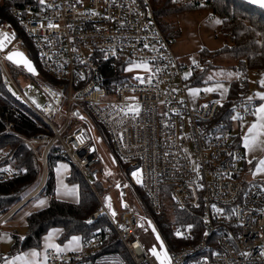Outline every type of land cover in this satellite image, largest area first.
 <instances>
[{"label":"built area","instance_id":"2783aa9c","mask_svg":"<svg viewBox=\"0 0 264 264\" xmlns=\"http://www.w3.org/2000/svg\"><path fill=\"white\" fill-rule=\"evenodd\" d=\"M11 13L19 18V29L9 21L0 24V40L5 41L0 75L6 89L26 103L6 59L8 51L23 47L18 30L31 40L44 71L55 80L41 84L47 97L43 108L26 103L47 130L20 136L23 143L45 164L50 147L60 143L58 153L96 192L94 182L103 161L96 123H101L128 167L129 182L142 187L152 210L161 212V188L168 186L171 200L193 219L191 224L172 226L176 239L189 242L170 251L150 217L132 207L119 212L99 197L100 207L90 218L108 216L133 262L119 251L101 252L103 236L93 232L78 251L56 255L49 249L50 264H160L150 251L153 247L158 252L166 249L172 264H264V183L252 178L255 165L237 144L230 123L233 116H252L256 98L243 96L227 104L201 90L192 99L189 90L196 86L191 75L201 63L180 60L174 39L162 30L150 0H33L12 7ZM141 62L152 71H128ZM185 73L191 75L185 79ZM112 74L117 80L107 82ZM137 76L152 82L140 83ZM131 104H139V115L121 111ZM9 110L19 114L15 105ZM12 126L8 121L2 132L11 134ZM39 146H44L42 154ZM3 151L7 154L8 147ZM3 166L2 182L14 173L1 170ZM178 231L183 235L177 236ZM149 233L155 242L147 245L142 236Z\"/></svg>","mask_w":264,"mask_h":264},{"label":"trees","instance_id":"16d2710c","mask_svg":"<svg viewBox=\"0 0 264 264\" xmlns=\"http://www.w3.org/2000/svg\"><path fill=\"white\" fill-rule=\"evenodd\" d=\"M33 0H3L0 4V24L3 21L11 22L19 29V18L11 13L14 6L22 7ZM155 12L156 19L165 32L169 19L184 12H194L210 9L221 17V32L229 38L230 43L210 50L204 48L199 52L202 60L201 66L191 75V83L194 86H203L209 83V73L218 65L212 59L220 55H229L236 59L234 67L241 74L240 79L230 82L227 96V104H231L239 97L249 95L248 73L250 70L264 71V10L250 4L245 0H150ZM23 38V48L27 56L34 62L39 71V76L52 84L55 80L43 69L36 48L31 40L18 30ZM165 34L172 38V34ZM171 34V35H170ZM8 66L14 72V64L8 61ZM121 68H123L121 66ZM113 75L107 82L117 80ZM254 98V97H252ZM258 103L259 100L257 99ZM15 105L19 111L16 116L9 107ZM237 119L230 120L233 123ZM13 122L11 134H4L3 128L7 122ZM102 141L109 147L115 164L128 176V167L122 163L115 153L107 129L101 123H96ZM47 125L26 104L15 100L2 82L0 75V166L10 164L13 175L6 181H0V214H6L18 205L28 194H30L40 183L43 176V166L36 152L28 144L23 143L20 136L29 137L38 132L46 131ZM72 131V128H71ZM3 133V134H2ZM70 133V128L66 135ZM236 133V132H235ZM237 144L240 138L236 133ZM5 147H9L7 154H2ZM60 143H55L48 154L49 178L42 188L41 196L49 197V205L43 209L32 211L27 216V231L21 236L13 233V243L6 256L0 254V262L11 256L19 255L30 249H40L43 237L53 228H62L59 243L67 242L74 235H80L83 240L87 239L93 232L102 234L103 241L100 251H119L126 260L133 262L123 243L117 238L108 216L104 213L98 219L92 220L91 215L100 207L99 197L104 192L103 184L98 179L94 182L96 192L82 176L78 168L70 164V173L66 180L76 183L79 187V201L69 202L56 197L55 167L68 159L59 154ZM103 169L101 170L102 173ZM100 173V174H101ZM99 178V177H98ZM256 182L264 183L260 180ZM169 187L161 188L162 209L156 214L150 207L149 198L140 186L131 183L125 188L130 199L128 204L143 215L150 217L170 251L177 250L182 244L189 242L186 238L176 239L172 235V226L175 223H193V219L174 203L169 194ZM121 209H123L121 207ZM91 221V222H89ZM198 234L200 232L198 231Z\"/></svg>","mask_w":264,"mask_h":264},{"label":"rangeland","instance_id":"374dc122","mask_svg":"<svg viewBox=\"0 0 264 264\" xmlns=\"http://www.w3.org/2000/svg\"><path fill=\"white\" fill-rule=\"evenodd\" d=\"M217 20L221 21V17L213 13L212 10L210 9H203L194 12H184L177 14L169 19V21L166 24L165 32L167 34L169 33L172 34V38L174 39L173 48L181 61H188L192 63L194 58L195 60L196 59L199 60L200 63L202 64V60L198 57L199 52H201L202 49L208 48L210 50H215L230 43L229 38H227L221 32L222 21L221 23H216ZM22 50L25 51L24 48H22ZM212 61L214 64L218 65V67L213 68L210 71L208 78H211V75H213L214 79L217 80L219 79L221 80L225 78L232 79L230 78L231 77L229 75L230 73L232 75L236 74L238 79L241 78V74L238 72V70L234 71V68L233 67L231 68L233 63L237 62L236 59H234L233 57L229 55H220L218 57L213 58ZM130 67H132V65ZM13 70L17 74L16 80L19 89L22 95L25 97V99L29 103H31L34 107L40 109L43 108L47 102V97L44 93V90L41 87V84L45 80L42 79L39 75H34L29 73L23 66L20 65L14 64ZM141 70H143V68H133V70L129 72H136ZM262 80H264V71H258V70L249 71L248 73L249 95L258 99L259 101H262L259 104L264 103V99H261V94L264 93V84L260 83V81ZM27 101L25 102L27 103ZM245 119L254 120L253 116L245 117ZM56 126L59 127L61 126V124H56ZM246 131L248 132L247 128ZM70 132H71V128H70ZM261 139L264 140V137H261ZM98 149L101 155L103 156V161H102L103 171L98 178V180L102 182L103 188L105 189L104 190L105 193L103 194L102 199L107 203L110 202L113 208L120 212L122 210L121 209L122 203H124L125 201L127 202L130 199L127 193H123L128 183H130L128 176L124 175V171L120 169L117 165H115L112 154L109 151V147L104 142L98 143ZM49 150L47 153L46 164L39 159L43 166V176L41 178L39 185L31 192L33 193L36 190H38L35 192L36 196L32 198L24 206L32 202L37 196L39 197L41 196L40 193L42 191V188L49 178L48 175ZM249 151L256 152V158L258 161L264 160V147L260 145H255ZM38 152L42 154L44 152V146H39ZM43 157L44 155L42 156V158ZM64 164L59 165V167L61 168L59 169V171L61 172L60 178L62 181L60 182V184H57L56 181V187H58L61 191H65V192L67 190H71L75 188L76 190L75 193H77L78 191L76 186L77 184L69 183L65 178L69 171V167H68L69 163L67 161H64ZM11 167L12 166L8 164L7 166H3L1 170L5 168L10 173H12ZM109 173H111V175H109ZM118 184L119 187H117ZM28 195L24 199H26ZM108 198H111L110 201L108 200ZM131 201L132 200L130 199V202ZM128 207H132V206L129 205ZM16 229L17 231H14L12 233H17L21 236L25 234L26 227H22V228L18 227ZM142 240L144 242L146 241L147 245L155 242L152 233L143 235ZM1 246L3 247L4 250H7L9 248V241L3 239ZM31 252L25 254V256L23 255L22 257H25V260L17 261L16 264H26L27 260L42 258V257L40 258L31 257L30 256ZM16 256L17 255L11 256L9 259L13 261Z\"/></svg>","mask_w":264,"mask_h":264},{"label":"crops","instance_id":"0c3cea01","mask_svg":"<svg viewBox=\"0 0 264 264\" xmlns=\"http://www.w3.org/2000/svg\"><path fill=\"white\" fill-rule=\"evenodd\" d=\"M236 64H237V62L233 63L231 68L232 67L234 68L236 66ZM236 70L237 69L234 68V71H236ZM230 78H232V79L225 78V79L217 80V79H214L213 75H211V78H209V83H207L205 86H196V87H193L191 89H199L201 91V90H205V89H209V88H216L217 85H223L224 88L227 89V91L223 92V94H222V90L211 91L210 93L214 94L215 96H217V97H219V98H221L223 100H226L227 96H228V92H229L230 82L233 81V80L238 79L236 74L235 75H231ZM194 98L195 97L192 96V99H194ZM261 102L262 101H259V103H261ZM259 103L257 102V104L255 106V109H254V114L252 115L254 120H246L244 118V119H237V120H235L236 122L233 123V129H234V131L237 133V135L240 138V143H241V146L243 147V149H244V151L246 153L247 160L251 161L255 165V168L258 166V163H259V161L256 158V152L249 151V149L245 146L244 137L248 134V132L246 131V128L248 130L251 127V125L253 123H255L258 120V118H259L258 116L256 117V115H255L256 109L260 105ZM235 123H236V125H235ZM68 163H70V162L68 161ZM62 164H64V161L60 162L55 168V176H56L57 184H60V182L62 181L61 178H60L61 172L59 171V169H61L59 167V165H62ZM68 167H69V171H68L67 175L70 173V170H71L70 164H69ZM253 172L251 173V176H252L253 179H255L256 181L260 180V181L264 182V174H259V175L254 176ZM67 175H66V177H67ZM74 184H76V183H74ZM76 186H77V190L78 191H77V193H75V195H66L65 191H61L58 187H56V197L58 199L69 201V202H74V203L78 202L79 201V187H78V184ZM36 191H38V190H36ZM35 192H33L30 195H28V197L26 199H24L19 205L14 207L8 213L0 214V254H3L4 256H6L8 254V252L10 251L11 245L13 243V239H12L13 238V236H12L13 233L12 232L17 231L16 228H18V227H21V228L22 227H26V230H25V233H26V231H27V216L32 211L43 209V208H45V207H47L49 205V197H47V196H40V197L37 196L32 202H30L29 204L24 206L26 203H28L32 198H34L36 196ZM40 201H45V204L41 206L40 205ZM54 230H55V234L52 235V239L50 241L51 243L60 245L67 252H74V251H78V250L81 249L84 240H83V238L80 235H74L73 236V237H80V247H78V248H77L75 243H71L70 244V241H72L73 237H71L65 243H62V244L59 243L58 239H59L60 235L62 234L63 229L57 227V228L51 229L43 237V243H42V247L40 249H30V250H27V251L19 254V255L20 256H23V255L25 256V254H28L31 251H38V252L41 253V257H42L44 252L49 250L48 248H46V241H48V238H49L50 234H53ZM3 239H5L6 241H9V248L7 250H4L3 247L1 246V244L3 242ZM4 252H6V253H4ZM6 261H11V260L10 259H6L5 261L0 262V264H4V262H6ZM48 264H50V263L48 262Z\"/></svg>","mask_w":264,"mask_h":264},{"label":"snow or ice","instance_id":"6c2138e0","mask_svg":"<svg viewBox=\"0 0 264 264\" xmlns=\"http://www.w3.org/2000/svg\"><path fill=\"white\" fill-rule=\"evenodd\" d=\"M44 0H41V3H43ZM249 3L253 4V5H257L260 8H264V0H249ZM216 23H221V21L217 20ZM41 27H43V25H41ZM49 28H54V27H58V25H54V24H48ZM3 36L5 37V39H8V34L4 33ZM5 47V41L4 40H0V49H3ZM7 59L12 61L13 63L16 64H20V65H24L27 67V70L29 72H34L35 69L33 68V66L31 65V62L27 60V58L24 56L23 53L20 52H12L9 53L7 56ZM131 63V61H130ZM193 63L197 64V61L193 58ZM133 68H143L148 72H151L152 69L151 67L146 63V62H141V63H136L133 64L132 67H130L128 69V71H132ZM158 71V70H157ZM191 75V73H185V79H187L189 76ZM230 76L232 75L231 73L229 74ZM140 83H151L152 80L149 77L147 80H145L144 77L141 76H137L136 77ZM261 84H264V80L260 81ZM217 90H222V94L223 92H226L227 89L224 88L223 85H217L216 88H209V89H205V91H217ZM190 94L195 97L196 95L199 94L200 90L199 89H190ZM129 99L131 100H135V97H130ZM251 99V98H249ZM261 99H264V93L261 94ZM121 111L124 112L125 115L128 114H132L133 116L139 115L140 113V106L139 104H131L128 105V107L126 109H121ZM255 115H257L259 118L258 120L253 123L251 125V127L248 129V134L244 137L245 140V146L251 150L253 148V146L255 145H260L262 147H264V140L261 139V137H264V103L260 104L259 107L256 109ZM238 116H233L232 119H238ZM83 142V141H81ZM249 163H251V161H249ZM259 174H264V160H260L258 163V166L255 168L253 175H259ZM109 175H111V173H109ZM134 177L137 178V182H141L140 181V174L138 172H134L132 174ZM117 187H119V184L117 185ZM75 188L71 189V190H67L66 191V195H75ZM111 198H108V200L110 201ZM45 201H40V205H44ZM108 207L111 208L112 205L109 202ZM125 207H127V205H125ZM217 212H222V209H216ZM233 214H236L235 212ZM113 215H115V212L113 211ZM91 222V221H89ZM189 228H191L192 226L189 225ZM55 234V230L53 232V234H50L48 241H46V248L48 249H53L54 250V254L59 255L60 253H62L63 251H65L64 248H62L60 245L58 244H54L51 243V239H52V235ZM177 236H182L183 234L181 232H176ZM157 239L159 240L160 237L157 234ZM71 243H75L77 248L80 247V237H73L72 241H70ZM163 243V241H161V244ZM151 253L153 256H155L158 260H160V264H172L171 261V257L168 255L167 250H163L162 252H158L156 247H153L151 250ZM30 256L33 258H40L41 257V253L37 252V251H32L30 253ZM50 257L47 251L44 252L42 258L40 259H32V260H27L26 264H48ZM21 260H25V257L22 256H17L13 261H6L5 264H16L17 261H21Z\"/></svg>","mask_w":264,"mask_h":264},{"label":"water","instance_id":"95a60500","mask_svg":"<svg viewBox=\"0 0 264 264\" xmlns=\"http://www.w3.org/2000/svg\"><path fill=\"white\" fill-rule=\"evenodd\" d=\"M245 1L249 2V0H245ZM250 4H251V3H250ZM252 5H253V4H252ZM255 6H257V5H255ZM257 7H259V6H257ZM259 8H260V7H259ZM261 9L264 10V8H261ZM12 52H20V53H23L24 56L27 58V60L31 62V65L33 66V68L35 69V71H34V72H29V71L27 70V67H26V66H24V65H20V64H16V63H13L12 61H10V60L7 59L10 63L15 64V65L23 66V67H24L29 73L34 74V75H39V71H38V69L36 68L34 62H33V61L27 56V54H26L23 50H21V49H14V50H11V51H9V52L6 54V58H7L8 54H9V53H12ZM123 193H124V192H123ZM125 205H127V207H128V206H129L128 202L125 201L124 203H122V208H123V209L126 208Z\"/></svg>","mask_w":264,"mask_h":264},{"label":"bare ground","instance_id":"6f19581e","mask_svg":"<svg viewBox=\"0 0 264 264\" xmlns=\"http://www.w3.org/2000/svg\"><path fill=\"white\" fill-rule=\"evenodd\" d=\"M22 48H23V47H22ZM22 48H21V50H22ZM10 51H11V50H10ZM8 52H9V51H8ZM8 52H7V53H8ZM24 52H25V51H24ZM7 53H6V54H7ZM25 53H26V52H25ZM6 59H7V58H6ZM7 64H8V60H7ZM13 76H14V75H13ZM15 79H16V78H15ZM16 81H17V80H16ZM30 147H31V146H30ZM31 148H32V147H31ZM34 151H35V150H34Z\"/></svg>","mask_w":264,"mask_h":264}]
</instances>
